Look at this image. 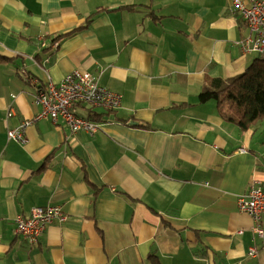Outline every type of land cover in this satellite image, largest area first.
I'll return each instance as SVG.
<instances>
[{"label": "crops", "instance_id": "crops-1", "mask_svg": "<svg viewBox=\"0 0 264 264\" xmlns=\"http://www.w3.org/2000/svg\"><path fill=\"white\" fill-rule=\"evenodd\" d=\"M247 34L231 0H0V264H264L236 205L264 179L263 122L241 130L199 101L205 79L263 57L241 49ZM75 70L121 95L82 108L100 128L40 118L25 143L7 139L39 112L37 89ZM47 204L66 219L35 243L15 233Z\"/></svg>", "mask_w": 264, "mask_h": 264}, {"label": "built area", "instance_id": "built-area-1", "mask_svg": "<svg viewBox=\"0 0 264 264\" xmlns=\"http://www.w3.org/2000/svg\"><path fill=\"white\" fill-rule=\"evenodd\" d=\"M231 4L248 29V34L240 41L241 49L244 52L259 53L264 57V0H231ZM120 100L121 95L103 87L98 76L75 70L56 83L49 81L45 86L39 87L33 97V103L39 107V112L32 119L7 128L6 136L9 140L25 143L27 128L40 118L49 119L60 127L65 126L73 134L85 131L92 135L100 128L101 123L80 114L82 108H99L109 112L120 105ZM236 205L253 222L252 239L254 240L255 234L263 237L264 230L260 223L264 216V179H253L247 191L238 196ZM53 219L60 222L66 219V214L59 205L33 207L28 217H15L14 230L30 243H35ZM246 255L250 258L256 257L257 246L251 244Z\"/></svg>", "mask_w": 264, "mask_h": 264}, {"label": "trees", "instance_id": "trees-1", "mask_svg": "<svg viewBox=\"0 0 264 264\" xmlns=\"http://www.w3.org/2000/svg\"><path fill=\"white\" fill-rule=\"evenodd\" d=\"M88 20L89 18L86 19ZM65 35L59 34L53 38L52 44ZM210 99L215 100L221 118L236 124L241 130H247L251 124L258 121L263 122L264 130V57L256 58L243 72L230 79H205L203 89L199 93V101ZM99 115L101 114L90 109L87 115L85 114L91 120L98 119ZM123 122L127 123V120L123 119ZM140 126L147 127L144 124ZM48 160L49 157L40 168L44 167ZM151 258L155 264H160L155 256Z\"/></svg>", "mask_w": 264, "mask_h": 264}]
</instances>
